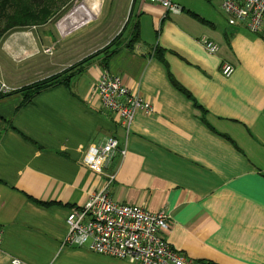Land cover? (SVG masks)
Returning a JSON list of instances; mask_svg holds the SVG:
<instances>
[{
    "label": "crops",
    "instance_id": "1",
    "mask_svg": "<svg viewBox=\"0 0 264 264\" xmlns=\"http://www.w3.org/2000/svg\"><path fill=\"white\" fill-rule=\"evenodd\" d=\"M173 2L182 12L134 0L125 30L133 24L136 41L98 54L28 102L20 89L80 60L64 67L42 56L20 77L9 68L40 57L38 42H0V80L12 89L0 98V264H131L64 245L70 210L106 181L81 164L84 152L111 138L125 151L105 171L115 202L167 214L168 244L194 262L264 264V35L211 12L222 0H206L207 11ZM202 38L218 52L209 54ZM224 63L234 67L229 78ZM105 72L152 106L128 132L98 102Z\"/></svg>",
    "mask_w": 264,
    "mask_h": 264
},
{
    "label": "built area",
    "instance_id": "2",
    "mask_svg": "<svg viewBox=\"0 0 264 264\" xmlns=\"http://www.w3.org/2000/svg\"><path fill=\"white\" fill-rule=\"evenodd\" d=\"M152 6L165 8L167 14H179L181 6L173 0H147ZM221 13L229 26H242L253 36L264 35V0H222ZM209 54H216L218 46L204 38L200 40ZM234 67L221 65L220 73L229 78ZM103 111L118 117L121 126L128 132L137 113H152V106L137 94L123 86L120 80L105 72L95 87ZM12 89L0 80V96ZM116 153L122 156L115 138L100 146H89L81 164L97 176H104L103 186L87 196L84 204L70 210L66 225L68 234L64 245L84 248L87 251L127 261L131 264H201L175 251L167 242L169 216L164 212L150 213L143 207L121 205L110 197L109 188L113 174H105ZM2 231L0 230V243ZM11 264H20L14 260Z\"/></svg>",
    "mask_w": 264,
    "mask_h": 264
},
{
    "label": "rangeland",
    "instance_id": "3",
    "mask_svg": "<svg viewBox=\"0 0 264 264\" xmlns=\"http://www.w3.org/2000/svg\"><path fill=\"white\" fill-rule=\"evenodd\" d=\"M82 1L88 4L91 2V0H73L70 4L65 6L58 4L50 8L53 16H51L47 24L19 30L8 35L34 36L36 43L38 42L39 48V54L35 56H40L37 59L29 60L21 64H13L9 70H12L15 66L17 70V73H15L16 76L25 77L33 73V69L37 67L34 66L35 61L40 58L43 60L42 56L47 58L49 65L52 61L55 62L58 60V63L63 62L64 67H66L67 65H74L79 60L82 61L86 57L94 55V53H99L115 41L118 36H120V39L116 40V44L122 43L125 45L132 41L134 37L133 24H131L127 33L125 29L128 20L132 21L133 19L131 9L134 0H100L99 13L93 21L72 32L68 36L62 37L57 28L58 21L77 3ZM125 2L127 8L123 12L122 8ZM192 2L195 6H198V8H206V11L211 9L206 7V5H208L206 0H192ZM211 12L216 14L224 22V17L220 8L217 9V7H214ZM115 28L117 29L115 35L111 36ZM42 36H52L53 41L48 44L44 43L42 41L44 37L42 38ZM43 64L44 63H42V65Z\"/></svg>",
    "mask_w": 264,
    "mask_h": 264
},
{
    "label": "trees",
    "instance_id": "4",
    "mask_svg": "<svg viewBox=\"0 0 264 264\" xmlns=\"http://www.w3.org/2000/svg\"><path fill=\"white\" fill-rule=\"evenodd\" d=\"M72 1L73 0H0V42L16 31L47 24L51 16H53L50 10L51 7H55L58 4L65 6ZM118 39H120V36L99 53L86 57L63 73L20 89L19 92L25 93V102H28L33 95L44 88L59 83L66 84L67 80L73 77L72 71L80 68L100 53L108 54L109 50L115 47L116 40ZM137 39V35H135L132 41H136ZM3 97L4 96H0V98Z\"/></svg>",
    "mask_w": 264,
    "mask_h": 264
},
{
    "label": "bare ground",
    "instance_id": "5",
    "mask_svg": "<svg viewBox=\"0 0 264 264\" xmlns=\"http://www.w3.org/2000/svg\"><path fill=\"white\" fill-rule=\"evenodd\" d=\"M100 9V0H91L85 3H77L62 19L57 23V28L62 37H66L79 28L93 21Z\"/></svg>",
    "mask_w": 264,
    "mask_h": 264
}]
</instances>
